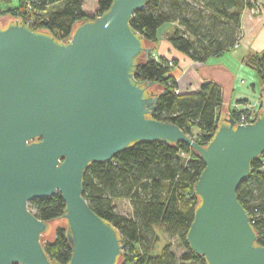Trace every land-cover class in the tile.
Here are the masks:
<instances>
[{
	"label": "water",
	"instance_id": "water-1",
	"mask_svg": "<svg viewBox=\"0 0 264 264\" xmlns=\"http://www.w3.org/2000/svg\"><path fill=\"white\" fill-rule=\"evenodd\" d=\"M146 2L113 0L63 41L0 17V264H57L43 246L56 224H65L72 249L66 264H116L123 240L83 197V174L91 162L154 140L186 143L205 164L194 186L190 248L208 264H264V246L236 195L264 153V106L240 124L222 104L206 145L153 118L161 88L134 76L153 45L129 24ZM56 192L65 203L61 220L43 221L28 208Z\"/></svg>",
	"mask_w": 264,
	"mask_h": 264
},
{
	"label": "trees",
	"instance_id": "trees-1",
	"mask_svg": "<svg viewBox=\"0 0 264 264\" xmlns=\"http://www.w3.org/2000/svg\"><path fill=\"white\" fill-rule=\"evenodd\" d=\"M113 0H96V11L83 8L84 0H0V15L20 19L32 30H44L57 40L67 39L76 23L105 12ZM249 0H147L133 13L130 27L154 45L158 29L173 24L168 34L171 46L192 62H205L229 51L241 36V14ZM243 62L254 69L264 99V51L247 54ZM169 61L172 65H169ZM173 56L143 55L134 76L153 81L160 96L152 117L172 122L200 145L214 135L223 103L222 86L204 80L194 91L179 88L182 67ZM243 102V101H240ZM264 106L262 102L261 109ZM256 113L255 119L259 116ZM246 111V110H245ZM242 112L232 111L235 119ZM254 119V120H255ZM248 176L237 187L239 203L250 215L257 244L264 246V153L251 161ZM205 164L186 143L137 141L120 150L111 160L91 162L82 181V195L90 208L119 233L124 247L116 264H208L203 255L189 246L186 235L199 204L195 183ZM127 200L131 215L115 209V203ZM65 203L59 192L28 202L34 215L46 222L61 220ZM155 227L169 238L176 237L183 251L176 255L170 243L153 252L158 240ZM51 261L66 264L72 249L66 238V226L58 225L52 240L43 243Z\"/></svg>",
	"mask_w": 264,
	"mask_h": 264
},
{
	"label": "crops",
	"instance_id": "crops-1",
	"mask_svg": "<svg viewBox=\"0 0 264 264\" xmlns=\"http://www.w3.org/2000/svg\"><path fill=\"white\" fill-rule=\"evenodd\" d=\"M94 1L96 2V0ZM256 3L257 5L254 6H246L242 11L241 36L238 43L219 57L209 58L202 64H200L201 62L189 61L186 56L176 51L168 41L170 28L174 26L171 23L164 24L158 29V41L152 46L151 54L177 57L184 66L186 65L183 74L177 79L179 88L183 91L186 89L193 91L191 87L200 86L204 80H214L222 86V104H226L228 114L234 109L238 111L245 106L258 113L263 102L260 95L262 86L256 73L242 60L247 54L264 51V0H256ZM83 8L88 13L93 14L96 11V3L94 7L89 9L84 0ZM201 67L212 69L213 72L206 76H199L197 73ZM240 76L246 77L249 82L244 83L242 78L238 80ZM261 170L264 171V166Z\"/></svg>",
	"mask_w": 264,
	"mask_h": 264
},
{
	"label": "rangeland",
	"instance_id": "rangeland-1",
	"mask_svg": "<svg viewBox=\"0 0 264 264\" xmlns=\"http://www.w3.org/2000/svg\"><path fill=\"white\" fill-rule=\"evenodd\" d=\"M85 1H86V4H87V7H89V9L95 6L96 2L94 0H85ZM15 2H16V0H13L14 4H15ZM5 16L10 17L9 15H0V17H5ZM170 29H171L170 32H172L173 28H170ZM200 64H202V62ZM185 66L182 67V71H181L180 76L183 74V72L185 70ZM251 70H253L256 73L257 77H258L257 72L254 69H251ZM212 72H213L212 69L201 67L198 70L197 74L199 76H206L207 74H209V73L211 74ZM186 77H187V75H186ZM184 78H185V76H184ZM241 78L244 81V83L247 84L249 82L246 77H241V76L238 77V80H240ZM246 84H244V85H246ZM198 88H199V85H197L196 87L193 86V87H191V90L194 91V90H197ZM262 100H263V97H262ZM115 209H116L117 212L122 213L124 215H131V213H132L131 206H130V204H129V202L127 200H119V201H117L115 203ZM57 226L58 225L56 224V227ZM154 229H155V232H156V234L158 236V240L155 243L154 249H153L154 253H157L159 251V249L162 246H164L165 244H167V243H170V247H171V249L174 251V253L176 255H179L183 251V247H182V245L180 244L179 240L176 237L169 238V236L164 232V230L161 227H155ZM47 241H49V240L46 239V238H43V243H45Z\"/></svg>",
	"mask_w": 264,
	"mask_h": 264
},
{
	"label": "built area",
	"instance_id": "built-area-1",
	"mask_svg": "<svg viewBox=\"0 0 264 264\" xmlns=\"http://www.w3.org/2000/svg\"><path fill=\"white\" fill-rule=\"evenodd\" d=\"M249 2H250V4H251V6L253 5H257V3H256V0H249ZM237 44V43H236ZM235 44V45H236ZM154 59H156V56H154ZM169 65H172V62L171 61H169ZM182 91V89L181 88H176L175 89V93H179V92H181ZM234 110H236V109H234ZM233 110V111H234ZM245 111V112H247V114L246 113H241L239 116H238V118L236 119L237 120V122L238 123H240V124H244V123H249V122H252V121H254V119H255V115H256V113L257 112H254V111H252L251 109H249L248 107H243V109H241V110H238L239 112H242V111ZM237 111V110H236Z\"/></svg>",
	"mask_w": 264,
	"mask_h": 264
}]
</instances>
